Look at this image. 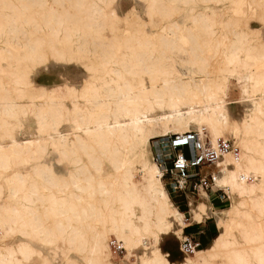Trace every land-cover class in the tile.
<instances>
[{"label":"bare ground","instance_id":"6f19581e","mask_svg":"<svg viewBox=\"0 0 264 264\" xmlns=\"http://www.w3.org/2000/svg\"><path fill=\"white\" fill-rule=\"evenodd\" d=\"M209 1L212 0H199V3ZM1 3L0 41L5 35L16 36L21 32V20L30 25L31 35L50 24H44V18H37L30 7L20 8L11 1ZM239 5L243 6L244 14L261 9L264 15V0H241ZM71 6L75 12L69 9L60 13L57 9L41 11L43 16L58 18L52 33L55 41L61 36L71 44L77 35L87 36L104 26L99 16L103 15L102 8L95 1L73 0ZM161 11L165 19L153 23L160 31L152 35H158L168 47L178 39L177 30L181 25L172 20V10L163 8ZM226 13L228 10L223 12L224 16ZM218 17L199 11L186 24L188 31L182 33L198 41V47H201L199 40L204 38L206 45L213 47V56L220 61L212 70L200 72L199 77L198 72L184 75L172 70L171 65L163 62L172 57L163 51L133 48L125 58L122 59L124 53L117 58L119 64L122 60L131 63L122 62L119 68L113 69L108 64L114 58L109 51L93 59L88 55L92 51L88 48L37 50L31 38L24 40V50L19 56L15 42L7 41L11 49L4 48V53H0V226L8 227L11 232L36 234V224L41 221L33 206L37 197L44 201L46 210L57 216L54 237L63 234L64 227L73 222L79 226L67 233V239L82 249L89 246L88 264L112 260L110 234L121 240L127 253L149 237L153 249L151 254L145 252L139 256V264H171L166 257L168 253L159 248L160 238L169 234L175 223L185 225L186 222L164 187L160 166L149 154L153 153L150 139L168 132L201 130L206 125L212 144L225 133L238 138L239 152L224 154L216 177V183L223 185L236 200L226 209L232 214L230 220L219 218L220 233L207 247L195 248L182 264H264V236L253 223L242 224L233 217L252 219L249 211L240 209L245 200H250L252 207L264 214V42H252L247 31L236 32L239 21L231 19L224 21L227 39H231L228 43L224 34L215 35V26L224 18L223 15ZM261 17L264 24V16ZM251 31L255 38H261L257 29ZM44 41L39 40V45H44ZM145 43V40L139 42L140 45ZM223 46H227V50L222 49ZM9 51L13 53L5 54ZM243 52L251 60L242 58ZM83 54L91 64L101 58L105 72L102 78L106 79L103 86L83 80L82 87L69 83L40 87L33 83V71L25 65L35 62L37 57L45 64L49 58L58 61L68 57L69 61H75ZM19 59L24 65L17 63ZM1 60L6 61L5 64ZM224 65L227 67L222 68ZM127 74L133 78H128ZM107 75L111 78H106ZM136 76L139 79L136 80ZM229 77H234L239 96L228 95ZM244 101H248L244 115L239 120L233 118L230 104ZM28 116L33 117L34 133L29 131L32 126L27 123ZM8 118L16 120L10 122ZM17 126L23 129L21 138L16 136ZM74 146L82 150L72 149ZM48 147L59 155L80 158L86 154L90 159L81 166V160L77 159L72 170L64 168L59 173L40 159ZM160 153L158 147L157 154ZM34 159L39 163L32 165V172L19 168L32 164ZM81 173L85 177H80ZM136 173L140 175L139 180L135 179ZM60 179H63L62 184ZM1 180L8 190L6 200H2L6 195ZM39 182L47 186L48 192L40 190ZM110 191L114 199H103L105 207L102 209L96 196ZM19 195L21 202L14 204L12 200ZM202 196L208 198L205 192ZM206 208L205 200L198 203L191 200L192 220L200 222L208 217ZM104 225L105 230H97ZM232 227L238 228L239 235L231 233ZM18 253L30 258L33 248L23 240L0 245V264H23ZM217 258L221 261L216 262Z\"/></svg>","mask_w":264,"mask_h":264},{"label":"rangeland","instance_id":"374dc122","mask_svg":"<svg viewBox=\"0 0 264 264\" xmlns=\"http://www.w3.org/2000/svg\"><path fill=\"white\" fill-rule=\"evenodd\" d=\"M2 1L6 2H14L17 4L18 7L22 8L23 6L30 7L32 11L36 13V17L40 18L43 17L44 24L47 22H50L49 26L44 25L40 29H36L31 35L29 33L30 31V25L27 24V21L21 20L23 24V29L21 32L17 33V35L12 36L8 35V37L5 35L1 38L0 41V53H4V48L11 49V46L7 44V41L15 42V47L19 49V56H21L23 49L24 40L26 39H34L35 40V48L37 50H43L45 49H51L53 47H56L57 49H65V48H73V49H79V48H88L91 51L90 58H95V55H102L106 51L111 52L112 57H114L112 60L108 62V64L113 67V69L119 68L120 64L123 63H131V61H123L120 62L117 59L119 55L123 54L122 59L125 58L124 55L131 53V50L134 48L138 51L145 50V49H151V50H157V51H163L165 55L171 56L172 59H165L163 61L166 65H171V69L175 72L182 73L184 75H189L194 72H198L197 76L199 77L201 74L200 72H205L212 70L214 66L219 65L220 62L213 56V47H208L206 45V41L204 38H201L199 40L200 46L198 47V41H194L191 37H184L182 36V33L188 31L186 24L188 22H191L193 15L198 14L199 11H205L209 13L212 16H220L223 15V19L220 21V25L217 27L215 26V29L217 30L215 32V35L220 37L222 34H224V40L231 41V39H227V29L225 28V22L231 19H236L239 21L238 25V31L236 29V32H243L247 31L249 35L252 38V42L260 43L264 42V24L261 22V16L263 12L261 13V9L258 10L257 13H248L244 14V8L243 6L240 7L241 0H212L208 3H199V0H91L95 1L98 4L99 8H102V14L99 15L101 17L100 21H104V26L99 29L97 32H93L89 35H77L74 38V41L71 44H68L65 42L63 37H59L58 40L55 41V39L52 37V33L54 32L56 28V23L58 18L55 16H49L46 15L43 16L41 14V11H52L59 10L58 13L62 12L64 9H69L72 12H75V9L72 8L71 3L73 0H0V9L2 6ZM228 7V8H227ZM163 8H167L169 10L173 11L172 14V20H175L178 22L181 27L177 30L178 39L173 42L170 46H166V43L162 42V39L159 38L158 35H152L153 32L160 31L159 28L154 27L153 23H160L162 22L164 18V12L161 11ZM74 10V11H73ZM228 10V14L226 13L225 16L223 14L224 11ZM260 12V14H259ZM233 13V14H231ZM259 14V17H258ZM233 15V16H232ZM27 17V16H26ZM261 17V18H260ZM219 18V17H218ZM260 18V19H259ZM242 19V20H241ZM241 20V21H240ZM247 20V21H245ZM225 21V22H224ZM25 22V23H24ZM165 22V21H164ZM113 26L115 28H113ZM241 26V27H240ZM257 29L258 35L261 38H255L256 35L251 31V29ZM127 29V32L125 31ZM243 29V30H242ZM260 29V30H259ZM222 30V32H221ZM168 32H171L169 30ZM222 33V34H221ZM82 34V32H80ZM219 34V35H218ZM231 38V35L228 34ZM234 38V35H232ZM255 38V39H254ZM45 40L44 45H39V40ZM147 41V43L139 44V42ZM228 43H231V42ZM227 43V42H226ZM239 43L236 45L238 46ZM42 48V49H40ZM120 49V50H119ZM222 49L227 50V46H223ZM13 53V52H11ZM10 51L5 52L7 55H11ZM18 53V51H17ZM221 54V53H220ZM219 56V55H218ZM242 58L244 59H250L248 54L246 52L242 53ZM101 58H99L98 61L94 62L93 64L90 63L88 57L86 55L79 56L77 60L75 61H69V58L67 59H61L58 61H55V59L49 58L48 61L43 64L41 61L38 60V57L35 62H26L27 68L30 69V71H33L31 73V79L34 84L38 86H54L57 84H74L76 86L84 85L82 82L83 80L94 82L93 85H97L99 87L103 86L104 83V66H102V63L100 62ZM68 61V62H67ZM6 61L1 60L2 64H5ZM11 62V61H10ZM13 62V61H12ZM15 62V61H14ZM17 63H20V65L23 64V62L19 59ZM82 63V66H81ZM89 63L91 65H89ZM227 64V62H225ZM87 65V68L84 66ZM24 65V64H23ZM89 65V66H88ZM94 65V66H93ZM227 67V65H224L222 68ZM128 78H133L132 75L127 74ZM146 76V75H144ZM114 77V76H113ZM106 78L110 79L111 76L107 75ZM4 80H6L5 77H3ZM136 80L139 79L138 76L135 78ZM229 96H239V89L238 86L235 85L234 77H229ZM81 100V99H80ZM67 103L69 104V101L67 100ZM234 103V102H233ZM248 108V101L240 102L239 104H230V111L232 113L233 118L240 119L245 113V110ZM14 119V120H10ZM8 118L10 122H15L16 118ZM27 123L30 122L32 128L29 129L30 132H35V127L33 125V117L28 116ZM193 127V126H192ZM206 128L207 133H209L208 126H204ZM19 130V131H18ZM16 136L21 138L22 135L24 136V132L22 128H18L15 130ZM220 137H229L238 147L239 152L240 147L238 146V138L235 137V135L225 133V135H221ZM155 138L150 139V149L153 148V140ZM155 143V150L158 153V147L156 142ZM72 149L78 151L82 150L81 147L74 146ZM153 150V149H152ZM150 155H153V159L155 160L154 151L153 153L150 152ZM41 161L51 164L53 169L60 173V171H63L64 168L73 169L75 167L74 161L77 159H80L81 162L79 163V166L83 165V163H86L89 161V156L86 154L80 155V158L76 156H63L59 155L56 151H54L52 148L48 147L43 156L40 158ZM223 161V160H222ZM222 161H219L221 163ZM39 163V160H32V164H27L24 166H20L23 171L25 172H32L33 166ZM218 163V167H221V164ZM93 172L95 170L91 169ZM80 177H85L83 173L80 174ZM164 187L167 190L173 204L177 207L179 211H181V207L187 208V212L181 211L182 213H185V216L189 218L190 221L192 220V214L191 210L189 213V206L190 201L194 200L195 203H198V201L205 200V203H207L206 211L208 212V217L211 218V222L214 223L216 227V233L219 234L221 231V227L219 225V218L224 217L225 220H230L232 214H229L230 212H227V208L234 204V201L236 200L233 195H230V199H226L223 203L224 209H219L220 206L218 203L215 202L212 198V194L208 195V198H205L202 196L204 192H202L200 195L193 194L189 195V200L186 199L183 195H179L176 192H172L170 190L169 185L166 183L165 177H161ZM135 179L139 180L140 175L139 173H136ZM59 182L62 184L63 179H60ZM2 185L4 186V197L2 200L7 199L8 190L5 187L6 183L4 180H1ZM39 188L42 192H46L47 186L44 183L39 182ZM54 192L55 190L52 189ZM48 192V191H47ZM57 192V191H55ZM112 191L108 192V194L105 195H97L96 201H98V204L102 206V209H104L105 205L103 204V199H114V194H111ZM114 193V192H113ZM58 194V193H57ZM183 197L186 201V205H184ZM188 200V201H187ZM112 201V200H110ZM12 202L14 204L21 202L20 195L17 197V199H13ZM213 202V205H212ZM43 203V204H42ZM189 203V205H188ZM44 201H41V199H38L35 197V202L33 206L36 208L35 211L39 213V217H41V221L38 222L35 227L36 234L31 235H25L22 232L16 230L14 232H11L10 229L6 226H0V245H8L12 244L14 242H19L21 240L26 241L30 247L33 248V253L30 258L24 257L21 253L17 254V257L21 260L23 264H88V259L90 257L89 253V246H86L84 249L79 247L78 244L71 243L67 239V233L74 227H79L74 222L71 224V226H65V232L63 234H57L54 237V231L56 228V219L57 216L54 215L53 212H50L49 210H46L44 207ZM221 206V207H223ZM213 207L215 209H213ZM218 208V209H216ZM109 209V208H108ZM241 210H247L252 214V219L244 218V217H236V220L242 224H250L253 223L255 225V228L258 233L264 236V214L257 212L251 204L250 200H245V205H240ZM1 212V210H0ZM4 214H6L5 211H3ZM60 218V216H58ZM215 219V220H214ZM185 221V218H184ZM186 222V221H185ZM94 225V223H93ZM184 225H180L178 223H175L174 228L169 232V234L162 235L159 241V248L163 253H168L166 257L170 261L171 264H182L187 255L193 254V251L189 253H185L179 249V241L181 240L183 234H189L188 231H180V229H183ZM98 227L96 226V229ZM107 226H101L97 230H105ZM95 227L90 231V234H94ZM231 233L239 235L238 228L232 227ZM52 233V235L50 234ZM212 230L208 231L207 236L203 237L202 233H194L196 237H198L199 240L205 242H209L211 239ZM113 234H110L108 236V241L110 237H113ZM204 239H203V238ZM146 243L139 244L137 247H133L130 250V253H127V248L125 247V255H115V253H112V260L107 259L103 264H139L140 259L139 256L143 253L147 252L148 254H151V249H153V246L151 245V240L149 237L145 238ZM110 244V242H109ZM123 244V243H122ZM150 244V245H149ZM145 245H148L149 247H144ZM152 246V247H151ZM208 246V245H207ZM206 246V247H207ZM200 249V248H199ZM112 251V249H111ZM132 253V254H131ZM220 255L219 257H221ZM221 258H217L216 262H220Z\"/></svg>","mask_w":264,"mask_h":264},{"label":"built area","instance_id":"2783aa9c","mask_svg":"<svg viewBox=\"0 0 264 264\" xmlns=\"http://www.w3.org/2000/svg\"><path fill=\"white\" fill-rule=\"evenodd\" d=\"M154 138V158L161 168V177H165L172 192L183 195L186 199L188 195H200L203 191L208 195L212 194L221 202L230 199L224 186L216 183L220 169L219 161L226 152L238 151L237 145L229 137H219L216 143L212 144L206 128H203L168 132ZM154 141L161 151L159 155L155 150ZM109 242L112 253L125 255V247L121 240L113 236ZM200 244V240L194 234H183L179 241V249L189 253Z\"/></svg>","mask_w":264,"mask_h":264},{"label":"crops","instance_id":"0c3cea01","mask_svg":"<svg viewBox=\"0 0 264 264\" xmlns=\"http://www.w3.org/2000/svg\"><path fill=\"white\" fill-rule=\"evenodd\" d=\"M211 195V194H210ZM214 195V194H213ZM212 198H213V200H215V202L216 203H218L219 204V206H220V208L219 209H224V208H227V207H221V205L223 204H221V201H219V200H217L216 198H214L213 196H212ZM188 200H189V197L187 198ZM187 200V201H188ZM188 205H189V203H188ZM212 205H213V202H212ZM213 209H215L214 207H213ZM216 209H218V208H216ZM189 213H190V206H189ZM183 216H184V218H185V221H186V223H185V225L183 226V228L186 226V225H189V224H193V223H198V221H190V216H189V218H187L186 216H185V213L183 212ZM211 218L212 217H205L204 218V220H202V221H200L199 222V224L196 226V229L194 230V231H192V232H189V233H192V234H194V233H202V236L203 237H208L207 236V234H208V231L209 230H215L216 229V227H215V225H214V223H212L211 222ZM215 220V219H214ZM182 231H183V229H182ZM184 232V231H183ZM217 236V235H216ZM215 236V237H216ZM202 237V238H203ZM214 237V238H215ZM214 238H210L211 240L209 241V244L212 242V240L214 239ZM204 239V238H203ZM208 244V245H209Z\"/></svg>","mask_w":264,"mask_h":264},{"label":"trees","instance_id":"16d2710c","mask_svg":"<svg viewBox=\"0 0 264 264\" xmlns=\"http://www.w3.org/2000/svg\"><path fill=\"white\" fill-rule=\"evenodd\" d=\"M183 199H184V197H183ZM184 205H186V201H185V199L183 200V202H182ZM224 204H222L221 206H223ZM179 207H180V209H181V211H184V212H187V208H185V207H181L180 205H178ZM199 224V222L198 223H193V224H189V225H186L184 228H183V230L184 231H188V232H192V231H194L195 229H196V226ZM212 233H214V234H212L211 235V237L210 238H214L217 234H215L216 233V229L215 230H212ZM200 246L199 247H197L198 249L199 248H203V247H206L208 244H209V242H205V243H203V241H201L200 240Z\"/></svg>","mask_w":264,"mask_h":264}]
</instances>
